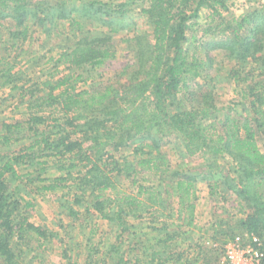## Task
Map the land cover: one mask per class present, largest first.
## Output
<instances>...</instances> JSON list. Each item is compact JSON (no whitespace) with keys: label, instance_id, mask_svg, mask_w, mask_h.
Listing matches in <instances>:
<instances>
[{"label":"trees","instance_id":"trees-1","mask_svg":"<svg viewBox=\"0 0 264 264\" xmlns=\"http://www.w3.org/2000/svg\"><path fill=\"white\" fill-rule=\"evenodd\" d=\"M72 1L0 0V25L4 19L13 22H8L7 28L11 52L0 56V87L13 83L12 88H21L23 98L29 93L38 107L49 106L62 113V119H56L57 124L51 127L47 126V117L39 114L29 117L27 128L19 120L3 123L1 146L8 147L21 140L25 131L31 141L18 153L0 152L1 264H21L15 250L16 239L27 243L32 236L49 235L43 226L30 221L27 212L33 202L22 195L38 181L50 180V184L43 186L47 190L71 192L75 187L73 201L80 206L86 203V211H97L105 220L117 224L121 234L130 232L129 215L140 217L138 213L142 211L168 210L173 196L177 198L176 216L180 223L176 227L195 226L196 177L169 168L162 152L173 136L184 143L188 157L214 158L199 175L205 179L214 172L221 175L225 188L249 206L250 211L240 221L241 229L264 237V152L258 141V134H264V6L253 5L238 16L226 17L224 13L230 10L231 0H149L142 12L152 30L136 29L134 36L126 39L135 51V61L120 75L127 81L79 89L77 85L84 78L78 70H90L116 57L112 36L87 30L82 19L94 17L102 10L112 16L126 9L113 12L102 0ZM35 17L43 18L50 36V29L57 28L59 19H69V33L83 32L84 37L75 46L60 50L57 62L69 71L54 82L44 81L42 88L48 91L39 97L36 95L42 88L36 82L29 89L18 85L21 76L15 74L21 71L16 68V61H12L19 56L12 51L22 49L29 40V23ZM110 29L118 31L116 26ZM203 36L213 37L211 46L235 63L229 74L238 83L255 81L253 86L246 87L249 115L242 116L229 106L221 116L223 109L213 88L206 83L216 78L204 77V70L213 66L214 57L208 52L204 60L199 57L200 45L193 50L190 47ZM128 149L132 150L133 160L117 155ZM218 157L229 158L232 171L221 167ZM52 158L63 174L47 179L42 173L47 172L48 160ZM19 169L27 172L21 174ZM141 172L156 176L165 190L139 183L137 176ZM231 172H236V176L232 177ZM120 178H132L134 185H138L136 191L113 196L111 192L117 189ZM210 186L213 192L223 185L215 182ZM63 206L69 216L79 217V211L72 205ZM170 228L166 223L154 227L165 231ZM177 237L178 231L167 232L163 242ZM120 248L111 246L115 253L111 264H130ZM212 251L208 250L205 257L213 259L209 264L217 263L222 253L221 247ZM167 255L165 259L172 257ZM158 256L159 252L154 250L152 260ZM134 264H141L140 259Z\"/></svg>","mask_w":264,"mask_h":264},{"label":"rangeland","instance_id":"rangeland-1","mask_svg":"<svg viewBox=\"0 0 264 264\" xmlns=\"http://www.w3.org/2000/svg\"><path fill=\"white\" fill-rule=\"evenodd\" d=\"M102 1L108 3L112 11L113 9H126V12L121 14L116 12L109 16L102 10L97 12L96 16L83 18L82 21L86 29L96 35H98L96 32H102V34L106 32L112 36L111 45L115 49L116 57L92 67L90 70L87 68L78 70L84 78V81H80L77 85L79 89L85 87H96L97 89L106 85L126 82V77L120 75L126 66L135 61V51L132 49L131 42L126 39L132 38L136 29L140 32L152 30V26L147 21V16L142 12V9L149 5V0ZM53 4L54 1H52ZM253 5L264 6V0H231L230 10L226 11L224 15L226 17L233 14L238 16ZM90 12L92 13V11ZM40 14L43 15V13ZM73 14L78 15L77 12ZM101 19L107 20V22L104 23ZM8 20H2L0 25V39H2V42L0 41V56L4 54L6 56L8 52H11L10 44L8 45L10 42H8L7 28L13 22ZM203 21L204 19H201L202 23ZM56 23L58 24V20ZM29 24V40L22 49L12 51L13 55L17 53L19 55L16 60L12 59V61H16L14 63L16 68L21 71V74L18 73L15 76H21L20 81L17 82L19 86L24 85L25 88L29 89L34 87L33 84L36 82L42 88L41 84L44 81L52 79L54 82L68 73L69 70L65 65L57 62L60 50L75 46L82 39L83 32L69 33V19H59L57 28L50 29L51 36L50 32L45 29L46 23L43 22V18L35 17ZM110 26L118 27V31L111 30ZM193 29L195 30L196 26ZM200 33L199 31L197 34L198 39L201 37ZM188 34L190 36L191 32ZM212 40L213 37L203 36L200 41L195 40L194 44L189 46L193 50L195 46L200 45L199 57L204 60L205 54L208 52L214 57L213 66L204 70V77L209 75L216 78L213 81L208 79L206 83L209 85L208 87L213 88L218 105L223 109L221 116L226 113L229 106H232L233 110L242 116L249 115V95H245L247 93L246 87L253 86L255 81L250 79L248 82L238 83L229 74L231 68L235 67V63L230 61L224 52L214 48L213 45L211 46ZM6 47L8 50L3 51V48ZM12 87L13 83L7 87H0V135L4 133L3 123H15L19 120L27 128L29 117L39 114L47 117V126L51 127L57 124L56 119L62 117V113L52 107H38L29 93L23 98L20 94V87ZM46 91L48 89L42 88V92L36 96H42ZM58 92L59 90H56V93ZM28 134L26 131L23 132L21 136L24 135V137L19 141H14L8 147L0 145V152L11 150L18 153L21 148L30 143L31 138ZM258 141L261 150L264 152V134H258ZM162 152L167 158L169 168L188 172L196 177L195 226L191 228L184 226L181 229L176 227L180 223L176 216L177 198L173 196L168 210L160 208L142 211L138 213L139 216L141 215L140 217L135 216V214L129 215L127 219L131 225L130 232L121 234L122 230L117 224L105 220L97 211H86V203L80 206L73 201V196L76 195L75 187L71 189V192L68 189L58 188L47 190L43 186L50 184L51 181L48 180L44 183L38 181L28 186L26 193L23 192L22 195L25 199L33 202V207L28 212L26 208H22V211L29 213L30 221L35 225L43 226L49 235L47 238L32 236L33 238H29L27 243L16 239L15 250L21 264H104L106 262L111 264L115 260V253L110 250L113 244L121 247L120 251L124 253L125 259L130 264H134L138 259H140L141 264H209L212 263L213 259L211 260L210 257L205 259L208 254L207 251L214 253L212 250L216 247H221L222 253L219 252V261L217 260L218 262L215 264H222L225 261V245L233 240L234 235L248 233L241 229L240 221L250 211L249 206L242 203L235 192L225 188L224 178L214 172V168L212 169L214 174L211 177L206 174L207 179L199 175L207 169L208 164L215 161L211 155L204 158L201 155L188 157L185 153L184 143L175 136L171 137L162 148ZM132 154V150L128 149L117 155L130 158ZM131 160H133L132 157ZM230 161L229 158H217V163L221 167L232 171ZM77 169L73 171L75 172ZM19 170L21 174L27 172L22 169ZM61 174L63 172L57 168L55 159L52 158L48 160L47 172H43L42 177L51 179ZM231 176L235 177L236 172H231ZM137 179L139 183H144L147 187L165 190L164 184H161L156 176L147 172L138 174ZM215 182L223 186L212 192L210 185H214ZM137 186L132 182V178H120L117 189L111 194L115 196L117 194L122 195L124 191H136ZM262 189L264 190V184ZM85 201L88 202L89 200L86 199ZM64 204L72 205L77 209L80 213L79 217L75 219L69 216L63 206ZM162 223H166L171 228L168 231L154 229L156 225L161 227ZM174 231H178V237L168 243L163 242L167 232L173 233ZM120 234L122 238L118 237ZM262 238L264 239V237ZM154 250L159 252L155 261L152 260ZM167 253L172 255L170 259H165V256H168ZM180 253L181 257L179 256Z\"/></svg>","mask_w":264,"mask_h":264},{"label":"built area","instance_id":"built-area-1","mask_svg":"<svg viewBox=\"0 0 264 264\" xmlns=\"http://www.w3.org/2000/svg\"><path fill=\"white\" fill-rule=\"evenodd\" d=\"M224 247L222 264H264V239L254 233L234 235Z\"/></svg>","mask_w":264,"mask_h":264}]
</instances>
